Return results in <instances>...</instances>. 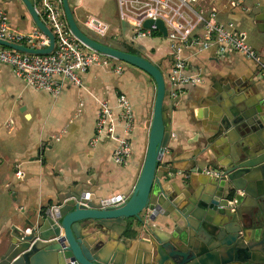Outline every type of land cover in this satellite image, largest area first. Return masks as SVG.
Masks as SVG:
<instances>
[{
    "label": "water",
    "instance_id": "water-1",
    "mask_svg": "<svg viewBox=\"0 0 264 264\" xmlns=\"http://www.w3.org/2000/svg\"><path fill=\"white\" fill-rule=\"evenodd\" d=\"M61 1L68 29L79 42L153 81L146 145L130 197L81 182L53 185L47 207L0 241V264H264V98L246 96L255 83L244 86L240 78L224 87L213 84L216 94H206L195 115L212 129L198 139L196 149L174 155L172 105L159 69L100 37L86 36L68 0ZM249 1L257 11L251 24L264 35V6L257 4L262 0ZM18 2L48 46L28 49L3 41L0 46L49 54L51 32L29 0ZM152 25L165 37L160 21H146L143 28ZM120 29L128 25L120 22ZM135 242L138 251L128 254Z\"/></svg>",
    "mask_w": 264,
    "mask_h": 264
},
{
    "label": "crops",
    "instance_id": "crops-1",
    "mask_svg": "<svg viewBox=\"0 0 264 264\" xmlns=\"http://www.w3.org/2000/svg\"><path fill=\"white\" fill-rule=\"evenodd\" d=\"M29 1L39 10L36 0ZM106 1L77 0L70 8L77 24L83 28L82 21L85 17L80 12L84 9L95 12L88 16L104 20L103 6ZM112 1L116 9L115 2ZM253 4L255 2L247 0L243 6L231 8L225 0H198L195 10L204 15L215 10L218 21L223 24L232 23L233 30L244 36L245 43L246 34L250 36L246 45L264 60V35L251 24V18L257 15L256 9H252ZM257 4L264 6V0ZM0 8L7 12L13 30L31 33L36 29L18 0H0ZM111 30L116 35L118 30ZM127 34L128 32L123 35L120 29L118 36L126 39ZM152 39L143 40L133 47L126 44L125 47L136 51L138 56L160 68L165 79L171 66V55L162 40L156 43ZM102 42L109 45L106 38ZM118 44L117 48H112L123 51L124 46ZM184 53L188 60L185 75H197L202 83L193 87L185 86L179 102L172 106L170 120L174 139H171L170 147L174 150V155L196 149L199 146L198 139L212 129L208 122L202 125L197 121L195 115L205 95L215 93L213 84L224 87L228 81L235 82L241 78L244 86L247 82L256 85L249 89L247 98H264V79L253 63L238 54L232 53L221 58L213 49L202 52L189 50ZM125 72L116 76L107 69L93 67L82 77V88L65 86L60 96L52 99L54 102L51 104L48 95L35 93L16 79L11 69L0 66V98L17 94L21 101L17 107L12 102L10 109H0V120L7 119L5 127L0 122V241L13 229H20L33 220L47 207L53 199V185H75L81 182L92 189L103 188L111 195H121L125 199L130 197L139 173L138 161L146 145V121L155 89L154 86L151 89L146 85L145 91L141 80L135 77L138 75L135 69L128 71L127 75ZM233 88L231 85L230 89ZM118 95L127 97L133 108V151L134 140L139 142V154L131 156L129 163L123 167L111 162L114 147L110 142L101 143L96 148L89 146L97 109L94 98L115 106ZM78 110L81 111L79 116L76 114ZM83 115L85 119L81 120ZM17 170L24 173L20 180L15 177ZM133 251H138L136 242L127 253L132 254Z\"/></svg>",
    "mask_w": 264,
    "mask_h": 264
},
{
    "label": "built area",
    "instance_id": "built-area-1",
    "mask_svg": "<svg viewBox=\"0 0 264 264\" xmlns=\"http://www.w3.org/2000/svg\"><path fill=\"white\" fill-rule=\"evenodd\" d=\"M231 8L243 6L247 0H225ZM39 10L33 6L40 21L54 38L53 49L46 55L20 53L0 46V66L11 69L13 76L27 88L48 94L52 99L59 97L65 86L82 88V77L93 67L122 75L124 68L117 61L93 51L79 42L69 31L61 0H36ZM119 22L128 25L127 42L136 45L143 40L152 39L158 34L152 25L144 29L146 21H160L165 29L163 38L171 55V66L164 79L168 91V101L174 106L179 102L185 86L201 84L197 76H185L187 58L184 52L212 50L224 58L232 53L238 54L253 63L264 79V60L255 53L233 30L232 23L218 21L216 11L202 14L195 10L198 0H114ZM83 29L103 38L108 32L104 20L88 16L83 19ZM202 31V34H199ZM190 39V44L188 40ZM0 41L28 49H45L48 39L37 29L31 33L12 29L10 19L0 8ZM96 116L93 135L89 141L91 148L104 142L113 144L111 162L115 166L127 165L132 156L131 135L135 125L133 108L124 95L116 97L115 106L94 98ZM80 110L76 112L77 116ZM174 139V135H170ZM205 175L218 176L216 171H206ZM20 180L21 171L15 172Z\"/></svg>",
    "mask_w": 264,
    "mask_h": 264
},
{
    "label": "rangeland",
    "instance_id": "rangeland-1",
    "mask_svg": "<svg viewBox=\"0 0 264 264\" xmlns=\"http://www.w3.org/2000/svg\"><path fill=\"white\" fill-rule=\"evenodd\" d=\"M76 1L77 0H68L69 7L72 8L74 6V4L76 3ZM91 14H95V12L91 13L90 11L88 12L85 9L80 12V15L83 16V17H86V16L91 15ZM103 19H104L105 23L108 25V28L110 30L109 33L107 34V38H106L109 46L117 48L119 46L118 43H121V45H122V43L127 42L122 36H118L119 35V31H120V29H119V24L120 23H119L118 18L116 16V9L113 7V1L112 0H107L105 2V5L103 6ZM77 26L86 36L93 37V34L88 32V31H85L80 24H77ZM111 29L118 30L116 35H113L111 33L112 32ZM126 32L130 33L128 29L122 30V34L123 35ZM249 38H250V36L248 34H246V44L249 42ZM152 41L153 42L155 41L156 43L161 41V42H163V43H165L167 45V43L164 41V39H161L159 37L155 38V39H152ZM186 55L187 54L184 53L183 56L185 57ZM121 65L124 68V71H126L125 75H127L128 71H131L132 69H135V68H133V67L127 65V64H122L121 63ZM135 70L138 73V75H136L135 77L137 79L141 80L142 88L145 91H147L146 85H149L150 88L152 89V86H154L153 81L147 75H145L143 72H141V71H139L137 69H135ZM160 71L162 72V74L164 76L163 71L161 69H160ZM35 93H39V95L46 94V93H42V92H35ZM46 95H48V94H46ZM49 98H50L51 104H53V102H54L53 100H55V99L52 100V98L50 96H49ZM23 99H24V97H23ZM48 102H49V100H48ZM11 103L14 104V107H17V106H19L21 104V101L18 100V98H17V94L8 95L6 97L3 96V98H0V109L1 110L10 109V105H12ZM82 119H85L84 115L82 116L81 120ZM6 121H7L6 118L0 120L1 124L3 125V127H5L7 125ZM134 144H135V147H134V151H133L132 156L134 155V157H136L139 154V142L134 140Z\"/></svg>",
    "mask_w": 264,
    "mask_h": 264
},
{
    "label": "trees",
    "instance_id": "trees-1",
    "mask_svg": "<svg viewBox=\"0 0 264 264\" xmlns=\"http://www.w3.org/2000/svg\"><path fill=\"white\" fill-rule=\"evenodd\" d=\"M159 36H157V35H153V38L155 39V38H158ZM127 41V40H126ZM126 44H128L127 42H124V43H122V45L124 46V52H126V53H128V54H131V55H137V52L136 51H134V50H132V49H129V48H127V47H125L126 46ZM130 47H133L132 45H130V44H128ZM109 46V45H108ZM110 47V46H109ZM112 48V47H111ZM157 67V66H156ZM158 68V67H157ZM159 70H160V68H158Z\"/></svg>",
    "mask_w": 264,
    "mask_h": 264
},
{
    "label": "bare ground",
    "instance_id": "bare-ground-1",
    "mask_svg": "<svg viewBox=\"0 0 264 264\" xmlns=\"http://www.w3.org/2000/svg\"><path fill=\"white\" fill-rule=\"evenodd\" d=\"M86 18V17H85ZM84 18V19H85ZM128 30H129V28H128ZM107 34H108V32L106 33V35H105V37H103L102 39H104V38H107ZM161 34V33H160ZM154 35H157L158 36V34H154ZM162 36V35H161ZM165 36H166V33H165ZM163 37V36H162ZM160 38V37H159ZM164 38V37H163ZM163 38H161V39H163ZM128 38H126L125 40H127ZM108 57V56H107ZM110 58V57H109ZM110 59H113V58H110ZM113 60H115V61H117L118 63H122V62H119L118 60H116V59H113ZM147 60V59H146ZM148 61V60H147ZM150 62V61H149ZM122 64H124V63H122ZM160 71V70H159ZM161 72V71H160ZM161 74H162V72H161ZM184 75H185V73H184ZM162 76H163V74H162ZM186 76V75H185ZM192 76H197V75H192ZM198 77V76H197ZM163 78H164V76H163ZM200 78V77H199ZM201 79V78H200ZM201 83H202V80H201ZM200 85V84H199ZM196 86H198V85H196ZM191 87H193V86H191ZM35 92V91H34ZM61 94V93H60ZM60 96V95H59ZM57 99V98H56ZM171 135V134H170Z\"/></svg>",
    "mask_w": 264,
    "mask_h": 264
}]
</instances>
